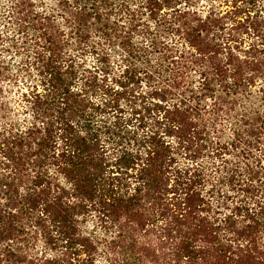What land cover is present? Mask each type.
Here are the masks:
<instances>
[{
	"label": "trees",
	"instance_id": "1",
	"mask_svg": "<svg viewBox=\"0 0 264 264\" xmlns=\"http://www.w3.org/2000/svg\"><path fill=\"white\" fill-rule=\"evenodd\" d=\"M0 10V264H264V5ZM103 43L124 57L110 81ZM143 78L158 127L111 152L117 124L98 122L96 95Z\"/></svg>",
	"mask_w": 264,
	"mask_h": 264
},
{
	"label": "rangeland",
	"instance_id": "2",
	"mask_svg": "<svg viewBox=\"0 0 264 264\" xmlns=\"http://www.w3.org/2000/svg\"><path fill=\"white\" fill-rule=\"evenodd\" d=\"M258 5L262 8L264 0H258ZM1 15L2 13L0 10V25H3ZM138 38L137 41L142 42L143 39L141 37ZM102 45L106 46L104 48L110 54V57H108L110 59L109 62L111 66L114 67L111 73L107 75L110 81L116 73L120 72L124 57L121 55L120 50L109 45V43H103ZM141 59L142 58H138L139 61L135 65L136 71L140 72L139 74H141L143 72L142 69L145 68ZM84 60L86 61V65L91 68H101L97 54L88 53L85 55ZM99 75L100 78L104 76L100 71ZM151 82H153V80H151ZM149 85L150 83L147 79L143 78L139 84L135 83L129 86L127 93H124L122 96L108 97L101 93L96 95L97 102L102 103L108 101L106 107L102 109V113L97 117L98 122L100 124H105V122H107L108 125L117 124V128H112L113 141L109 146L111 152L113 150L121 151L137 148L145 132H150L156 128L157 124L146 107L147 102L151 101L148 97ZM110 99L112 101H110ZM88 224L90 227L93 225L92 218L88 219ZM42 250H44V243L43 240H39L35 245V251L42 252Z\"/></svg>",
	"mask_w": 264,
	"mask_h": 264
}]
</instances>
